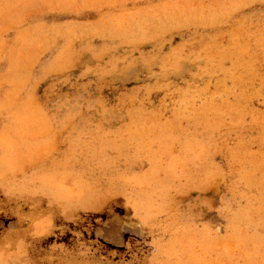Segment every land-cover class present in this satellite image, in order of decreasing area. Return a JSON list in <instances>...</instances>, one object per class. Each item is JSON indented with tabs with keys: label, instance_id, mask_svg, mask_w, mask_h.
Returning <instances> with one entry per match:
<instances>
[{
	"label": "rangeland",
	"instance_id": "obj_1",
	"mask_svg": "<svg viewBox=\"0 0 264 264\" xmlns=\"http://www.w3.org/2000/svg\"><path fill=\"white\" fill-rule=\"evenodd\" d=\"M0 264H264V0H0Z\"/></svg>",
	"mask_w": 264,
	"mask_h": 264
}]
</instances>
